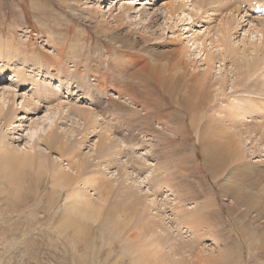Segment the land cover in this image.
I'll use <instances>...</instances> for the list:
<instances>
[{
  "label": "rangeland",
  "instance_id": "374dc122",
  "mask_svg": "<svg viewBox=\"0 0 264 264\" xmlns=\"http://www.w3.org/2000/svg\"><path fill=\"white\" fill-rule=\"evenodd\" d=\"M121 1L0 0V45H2L0 46V92L14 90L16 93L14 106L20 105L24 95L35 99L34 101H38L41 105L38 111L34 112L30 107V111L22 112L24 116L18 113L17 118L14 119L18 121L15 125L19 129V132L16 131L15 149L28 152L23 149L26 146L25 143H32L37 138L35 135L33 141H30V136L36 134L32 130L29 132L30 128L40 118L45 117L44 120L48 119V121H57L59 118V112L51 106L55 102L46 101V94L38 93L33 82L40 81L39 85H45V87L50 85L46 61L61 56L65 69L75 73L78 68L82 74H85V80L81 81L79 75L75 74L76 77H71L69 81L71 85L74 83L73 88H69L67 94V89L64 87L65 94L60 92V95L64 97L66 94L67 96L72 94L69 100L65 97L64 100L71 104L82 105L96 113L99 116L96 125L100 126L97 132L101 128L108 130L105 136L111 135L118 146L122 144V149L127 152L121 151L119 156L116 155V161L114 164L111 163L109 170L105 169L107 163L101 164V167L91 168L93 171L95 168L97 172L102 173H99L98 177L105 180L103 181L105 185L108 182H116L115 185H118L117 182L121 180L118 173L121 172L120 175L127 180L128 184L137 188V195L144 198L146 195L143 194V190L150 189L154 192L161 187V172L162 177L169 175L172 179L171 183L176 184L173 186L192 188L200 196L196 202L201 203L207 200L214 202L208 211L213 214L209 219L216 225L218 245L208 235L202 244L198 247L194 246L185 254L186 256H197L198 249L202 248L213 252L216 259L222 252L225 258L223 257V261L221 258L217 259L218 264L220 262L221 264H264V139H262L264 137L254 133L253 128H250L259 123L264 126V117L259 114L246 115L250 113L247 109L251 110L257 101L264 104V68L249 79L244 74L245 69L252 68L247 64L252 63L255 56L261 60L259 65L264 60L263 37L261 39L260 34L256 32L254 35L251 34L253 33L250 28L251 22L254 18H258L251 15L248 5L251 6L252 3L248 0H236L235 6H231L229 10L218 11L216 9L225 0H209L210 3H205V6L196 5L192 14H189L191 6L188 3V7L184 8V19H181V16L179 18L177 14L182 10L172 16L166 8L170 0ZM190 1H193L195 5L200 0ZM255 1L264 3L261 2L263 0ZM135 2H137L134 6L135 10L119 8L125 3L132 5ZM180 2H187V0H180ZM245 4L247 5L244 6ZM238 6L240 10L230 12ZM142 9L144 10L140 12ZM190 17L191 21H189ZM221 21H225V24H221ZM254 24L256 25L257 22L254 21ZM223 30L226 32L228 49L233 54L225 62L220 55H217L214 62L215 69L212 70V82L217 83L219 69L224 76V84L213 89L215 99L212 104H217L218 111L223 112L210 113L208 116L213 115L214 118L221 119L239 110L245 112L242 119L243 128L232 127L231 129L242 143L240 146L245 154L242 159L222 170L224 173L221 179L214 181L206 172L204 109L189 114L185 108L182 112L187 111L189 114L186 122L176 125L170 123L167 126L168 117L177 115L174 100L156 84H151L152 88L144 85L143 81L139 84L131 75L137 74L142 68L148 72L156 68L160 73L165 74L174 66L193 75L202 74L199 70L207 69V64L202 58L203 51L217 53L215 41ZM67 40L66 46H63L62 43ZM71 43L76 45L72 49L69 46ZM21 50L23 52L18 54ZM62 51H64L63 54H61ZM32 52L37 55V64L32 61ZM73 52H77L76 56L71 55ZM185 53H187L186 56L183 55ZM51 72V74L57 73ZM59 73L61 76L59 80H53L52 83L59 85L69 78L67 70ZM260 74L263 77L258 81L257 77ZM22 76H27L26 82L25 78L20 79ZM75 80L77 82H74ZM242 80L245 81L243 86L233 88L235 83ZM45 87H43L45 91L54 92L53 88ZM132 94L136 99L131 97ZM174 98L181 102L182 96L179 97L176 94ZM47 106L52 107L50 111ZM146 107L154 111L148 113ZM130 112H135L148 120L150 125L141 131L135 130L132 133V140L128 137L127 124L122 122V119ZM64 113L59 120L61 129L65 131L78 129L77 122L72 121V118ZM130 120L134 121L131 118ZM48 121L46 123H49ZM76 121L83 124L79 117ZM193 122H199L201 127L198 129L192 126ZM20 124L21 126H18ZM183 130L188 131V135L184 138L178 137L177 133L180 134ZM4 131L7 132L8 128ZM238 131L245 133L238 134ZM80 138L81 135L77 139ZM97 138L89 137L85 141L87 144H80L78 150L80 157L94 154L93 144ZM44 153L50 154L51 159L60 167L69 168L66 158L60 157L57 152L47 150ZM159 167L161 172L158 170ZM232 170L234 173L231 175ZM152 179H154L153 182ZM235 183H238L248 196L250 194L253 196L255 193V198L260 201L257 210H250L246 205H238L235 198L222 195L223 187L231 193ZM219 184L220 187H218ZM34 185V188H31L27 183L20 189H10L12 185L5 184L0 178L3 201L0 203V264H117V262L120 264L123 260L124 264H131L129 254L121 253V241L124 236L140 235L141 231L137 229V225L141 219L137 218L136 213L128 214L126 228L129 227L127 229L118 227L120 233L117 235L101 227L103 223L108 222L105 219L92 223L94 229L90 232L89 227L87 228L86 238L79 239L73 234L60 235L52 229L59 222L60 215L56 217V212L62 215L66 202V189H58V192L62 191L61 194L52 193L54 185L50 177L40 187L36 186L35 182ZM40 189L41 195L40 193L36 195ZM88 191L89 195L94 194L90 188ZM108 194H104L107 198L104 207L117 206L121 202L122 198L116 197L113 193ZM150 194L153 195V193ZM157 194L159 200L165 198L166 194L168 195L167 188L163 186ZM92 198L96 199L97 196L92 195ZM167 199L173 202L174 197ZM193 202L190 200L185 204L197 205ZM52 205L54 208L50 213ZM166 209L169 215L167 222L170 221L171 225L174 222L172 210L169 207ZM32 211L38 214L31 216ZM105 213L107 210L102 212V216ZM153 213L155 211L150 209L146 215L150 217ZM172 225L175 235L179 234L178 227H175L174 223ZM107 228L110 229L109 226ZM183 231L179 234L181 237L178 235L177 238L184 236V239L185 237L189 239V233ZM165 249L164 253H168V246ZM116 256H120L119 259ZM115 260L117 262H113Z\"/></svg>",
  "mask_w": 264,
  "mask_h": 264
},
{
  "label": "bare ground",
  "instance_id": "6f19581e",
  "mask_svg": "<svg viewBox=\"0 0 264 264\" xmlns=\"http://www.w3.org/2000/svg\"><path fill=\"white\" fill-rule=\"evenodd\" d=\"M253 1L255 0H248L249 3H252ZM119 2L122 1L119 0ZM192 2L193 1L190 0H187V2H180V0H170L168 4H166V8H168L169 13L172 16L175 13H178L179 10H182V12L178 13L177 16L179 18L181 16V19H184V8L188 7V3H190L191 6V11L189 12V14H192V12H194V8H196V5L199 7V4L201 6H205V3H210L209 0L197 1L195 5ZM235 2L236 0H225L220 3V6H218L216 10H229L231 6H235ZM136 3L137 2L133 3L132 5L130 3H125V5H121L119 8H128V10L132 11L135 10L134 6H136ZM240 4L241 3L239 2V5ZM236 7H234L230 12L240 10L239 6L238 8ZM143 10L144 9L140 10V12ZM246 14H248V10H246ZM189 21H191V17L189 18ZM254 21L257 22L256 25L254 24ZM221 24L224 25L225 21H221ZM251 24L252 26L250 28H252L253 31V33L251 34L254 35V32H256V34L258 35L260 34L261 39L263 37L264 41V18H254ZM225 34V30L221 31V34H219V38L217 37V40L215 41V48L217 53H211L210 51L206 53L205 50L203 51L202 58L203 62L207 64V69L205 71H201L198 69L200 72H202V74L193 75L186 70H181L179 67L174 66L168 69L165 74L160 73L156 68H153L150 72L146 71L145 68H142V70L137 74L131 75V77L139 84L141 83V81H143L144 85L147 86L156 84L160 89L166 92L169 98L174 100L176 104L174 107L176 108L175 113L179 116L170 115V117H168V122L166 123L167 126H169L170 123L174 125L184 124L189 114H193L196 111L204 109L203 131L204 153L206 154L207 162L206 172L209 178L214 181L221 179V176L224 173H222V170H225L226 167L228 168L231 166L230 164L242 159L245 154V152L242 150V146H240L242 143L238 139L237 135L231 131L232 127L234 129L243 128L242 119L245 116V112H240L239 110L232 114H227L225 115V118L222 117L221 119L214 118L213 115L208 116L210 113L221 114L223 112L218 111L217 104H212L214 103L215 99L213 97V93L215 92L213 89L224 84V76H222L221 70L219 69L217 71L220 72L219 78H217V83H214L212 82V70L215 69L214 62L217 59V55H220L222 61L225 62L226 60H228V58H231V55L233 54L228 49L227 37L225 36ZM246 39L247 37L245 35V40ZM67 42L68 40L63 42V46H66ZM69 46L72 49L76 45L71 43L69 44ZM201 46L203 47L202 43ZM13 50L14 49H12V51ZM76 50L79 51V48L76 47ZM21 52H23V50L18 52V54H20ZM63 53L64 51L61 52V54ZM76 53L77 52H73L71 53V55L76 56ZM31 54V56H33L32 61L37 64V55H35L34 52H32ZM183 55L186 56L187 53ZM248 56L246 58H248ZM24 59L27 60L26 57H24ZM62 59L63 58L60 56L53 59H48L46 61L47 75L51 80L50 85H47L45 87V85H39L40 81H35V83L33 82V86H35V90L38 93L44 92L46 94V101L55 102L51 106L54 107L55 111L59 112V118L57 121H48V119L44 120L45 117H42L38 122L32 125L29 132H31L32 130L36 134H34V136H30V134L32 133L29 134L30 141H33L34 137L36 136L37 138L32 143H25L26 146H24L23 149H26L28 152H25L23 150L17 151L14 147V144L17 143V141L15 140V137L17 135L16 131L19 132V129L16 128L15 125L16 123H18V121L14 119L17 118L18 113L20 114V116H24L22 115V112H26L24 110L30 111V107H32V111H38L41 105L38 101L35 102V99L24 95L20 105L14 106L16 102L15 91L6 89L7 91L3 90L2 92H0L1 180H3L5 184L9 183L10 185H12L9 187L10 189H20L22 187H25L27 183L28 187L34 188V182L36 183V186L40 187V185H43L44 182H47L48 178L50 177L52 179V185H54V190H52V193L61 194L62 191L58 192V189H66V202L65 204L63 203L64 207L62 215L59 212H56V217L60 215L58 220L59 222L56 223V226H53L54 229H52L54 231H57L60 235L73 234L79 239H81V237L86 238L87 228L89 227V230L91 232L92 229H94V222L101 219L108 220L109 222L108 223L106 221L105 223H103L104 221H102L103 226L101 225V227H104L105 230L107 229L115 232V234L117 235L118 233H120V228L127 229L129 227L127 226L126 228L127 217L129 215H132L133 212L136 213L137 218L141 219V221L137 225V229H139L141 233L137 236H124L121 241L122 251L120 250L121 253L129 254L131 264H218L217 259L219 258H221V260L223 261L224 256L222 252H220L219 257L216 259L213 252L207 251V249L204 250L202 248L198 249L197 256L185 255L186 253L190 252L192 248H194V246L198 247L200 244H202V242L208 235L211 236L212 240L218 245V238L215 230L216 225L213 224V221H210L211 219H209L211 218V215H213L212 213H210V211H208L211 204L214 203L212 200H207L204 202L201 201V203H198V201L196 202V200L200 196L192 188H188L185 186H173L176 184L171 183L172 179H170L171 177L169 175L167 177H162L160 167L158 170L161 172V187L159 189L157 188V190L154 192L150 189L146 191L143 190V194L146 195V197L144 198H141L137 195V188L130 186L127 180H125L120 175L121 172L118 173L119 180L121 179L119 182H117L118 185H115L116 182H108V184L105 185V183L103 182L105 180L98 177V174L101 172H97L95 168L101 167V164L103 163H107L105 169L109 170L110 166L116 161L115 156H119L121 151H123V153L127 152L126 150L122 149V144L118 146V143L111 138V135L105 136V134L108 133V130H103V128H101L102 131L100 130L99 132H97L100 126L96 125L98 121L97 117H99L98 115H96V113H94L91 109L85 108L82 105L79 106L66 101L67 99L69 100L70 96H72V94L70 96H67L69 92L68 89H72V86L74 85V83H72V85L70 84V78L79 75L80 80L84 81L85 74H82L78 68L77 70H75V73L73 71H70L69 69H65L66 67L63 66L64 63H62ZM259 62H261V60L259 59V57L255 56L254 61L247 64L252 67L251 69H245L244 71L245 77L247 79H249L252 75L256 76L257 72L261 71L264 68V60H262L261 65H259ZM65 70H67V76L69 78L67 80H63L62 84L59 85L52 83L53 80H59V78L61 77L59 72L64 73ZM51 71H56L57 73L51 74ZM14 74H16V72H14ZM26 77L27 76H22L20 79L25 78L26 82ZM262 77V74H260L257 77V80L260 81ZM74 82L77 81L75 80ZM244 84L245 81L242 80L235 83L233 88H239ZM43 87L53 88L54 92H47ZM64 87L65 89H67V94L66 96H64L66 100H64L63 95H60V92H63L65 94V92L63 91ZM176 94L179 97L182 96L181 102L175 100L174 95ZM132 96L135 97L133 94L131 95V97ZM51 106H47V109L49 111L52 108ZM185 108L186 110H188L189 114L187 113V111L182 112ZM65 109H67L66 113H64ZM247 110H249L250 112L246 113V115L248 116H251L252 114H259L264 117V104L261 101H257V103L251 110ZM146 111L148 113H152L154 109L146 107ZM63 113L69 118H72V121L77 122L79 128L70 131L61 129V123L59 122V120L62 119ZM66 116H64V118H67ZM77 116L82 119L83 124L79 123V121H76L78 118ZM69 118L67 119L70 120ZM130 118L134 119V121L130 120ZM47 121L49 123H46ZM122 122L127 124L129 128L128 137H130V140H132V133L135 132V130L141 131L144 127L150 126L148 120L143 119L141 116H138L135 112H130L129 114H127V117L123 118ZM18 126H21V124ZM192 126L197 127L198 129L201 127L199 122H193ZM2 127L4 128L2 129ZM5 128H8V133L4 131ZM111 128L113 129V126ZM250 128H253L254 133L261 134L262 137H264L263 124L259 123ZM108 129L110 131V128ZM241 132L245 133L243 131H238V134H242ZM79 135H81V138L77 139ZM177 135L178 137L184 138L188 135V131L183 130L180 134L177 133ZM89 137H98L93 144L94 154L86 155L84 158H82L79 155L80 152H78L79 146L82 143L84 144ZM43 146L44 148H42ZM47 150L50 152H57L60 157L66 158L68 162L67 166L69 168L66 169L64 167H60V165L57 164L56 161L51 159L50 154L44 153ZM91 163L94 164L92 165ZM92 167H95L94 171L91 169ZM74 171H76L75 174H72V172ZM233 171L234 170L230 171L231 175L234 173ZM230 177L233 178L232 176ZM153 180L154 179H152V182ZM156 183L159 184L157 181ZM163 186L167 188L168 195L166 194L165 198L159 200L158 194L161 193L157 194V191L160 192ZM218 187H220V184ZM89 188L94 191V194L89 195ZM40 191L41 189L36 193V195L39 194ZM222 191L223 196H231L232 198H235L234 200L238 205H246L247 208H250V210H257L260 204V201L255 198V193L253 196H251V194L248 196L247 192L243 191V188H241L238 183H235L234 187L231 189L232 194L230 193V190L225 189L224 187L222 188ZM106 193H109L108 195L113 193L116 197L122 198L121 202L117 206L108 208L104 207V203L107 202V198L104 195ZM150 193H153V195ZM1 194L2 191L0 190V203H3V201L1 200ZM92 195H96L97 198L93 199ZM172 196L174 197V200L173 202H170V200H168L167 198ZM190 200H192V202L194 201L193 203L196 202L197 205L194 204L195 206H191L190 204H185ZM162 201L163 203H161ZM40 202H42V200ZM167 207L171 208L172 210L171 212L173 215V223L176 225L175 227H178V233L181 234V232L184 230L185 233H189V239H186V237L184 239V236L183 238H177L179 234L175 235L173 231V223H171L170 225V221L167 222L169 220L167 218L169 217V215L167 214ZM53 208L54 206L50 208V213H52ZM150 209L155 211V213H153V215H150L149 217L146 215V213ZM104 210H107V213L102 216V212H104ZM30 214L31 216H36L38 212L34 213V211H32ZM107 226H109L110 229L107 228ZM143 229L144 232H142ZM130 233L132 232L130 231ZM179 237L181 236L179 235ZM113 242L115 241L113 240ZM167 246L169 248V252L164 253V250H166L165 248H167ZM56 250L58 251V249ZM112 252H110V254H112ZM119 257L117 258L119 259ZM113 262L117 261L115 260ZM221 263L222 262H220V264ZM120 264H124V260L121 261Z\"/></svg>",
  "mask_w": 264,
  "mask_h": 264
}]
</instances>
